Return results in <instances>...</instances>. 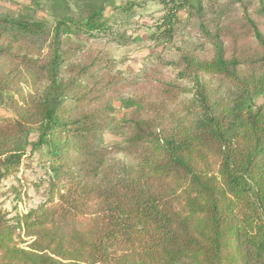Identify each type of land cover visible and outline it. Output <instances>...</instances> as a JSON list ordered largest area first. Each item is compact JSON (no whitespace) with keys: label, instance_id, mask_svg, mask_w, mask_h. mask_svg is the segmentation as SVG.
Wrapping results in <instances>:
<instances>
[{"label":"trees","instance_id":"obj_1","mask_svg":"<svg viewBox=\"0 0 264 264\" xmlns=\"http://www.w3.org/2000/svg\"><path fill=\"white\" fill-rule=\"evenodd\" d=\"M53 6L52 29L27 13L0 28V99H12L0 115V187L36 151L50 173L37 207L14 222L0 208V264H264V108L252 105L264 30L248 20L246 32L217 34L209 57L175 63L188 85L123 98L129 134L113 155L98 133L117 62L72 37L106 36L116 22L103 7L75 20L69 0ZM38 33L51 38L44 55Z\"/></svg>","mask_w":264,"mask_h":264},{"label":"rangeland","instance_id":"obj_2","mask_svg":"<svg viewBox=\"0 0 264 264\" xmlns=\"http://www.w3.org/2000/svg\"><path fill=\"white\" fill-rule=\"evenodd\" d=\"M71 15L81 20L91 6L103 7L105 16L116 22L106 36L95 39L72 37L74 44H84L97 52L109 53L117 62L118 80L111 91L113 114L108 127L98 133L104 148L114 151L129 134L126 110L121 101L140 92L154 93L155 87L168 81L188 85L178 77L175 63L183 53L200 57L213 54L214 36L244 30L253 20L264 30V0H69ZM54 0H0V28L10 31V20L23 13L32 21L54 27L60 14ZM133 6L129 11L125 7ZM235 30V31H233ZM223 39L226 37L222 35ZM41 54L50 50V36L38 33L32 37ZM222 93L227 92L226 85ZM9 94L0 99V115H11ZM252 105L264 108V90L254 97ZM36 133L31 135L36 140ZM45 153L36 151L23 161L18 174L7 178L0 187V208L14 222L17 214L37 207L47 196L50 173L43 160ZM119 156V155H117ZM20 242V238H18ZM22 246L25 243L20 242Z\"/></svg>","mask_w":264,"mask_h":264}]
</instances>
